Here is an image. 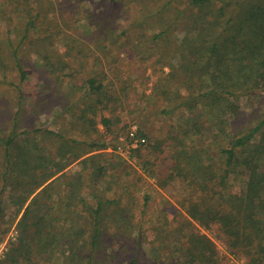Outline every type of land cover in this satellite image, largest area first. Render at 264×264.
Here are the masks:
<instances>
[{
	"label": "trees",
	"instance_id": "trees-1",
	"mask_svg": "<svg viewBox=\"0 0 264 264\" xmlns=\"http://www.w3.org/2000/svg\"><path fill=\"white\" fill-rule=\"evenodd\" d=\"M80 1L0 0V196L7 193L16 212L23 208L19 245L0 263L21 264L24 255L22 264H30L33 244L68 245L75 235L65 264H141L144 242L165 254L164 264H227L214 239L200 230L206 227L246 264H264V114L247 117L237 101L264 88V0H91L87 18L95 26L99 59L116 50L119 56L130 44L138 60L152 58L168 67L153 93L163 102L160 112L174 121L165 137L149 136L143 125L137 134L144 138L140 146L158 155L169 148L167 170L157 177L160 187L183 182L186 192L172 197L182 209L176 214L166 207L149 209L148 193L131 190L136 171L94 152L100 146L97 114L106 128L118 121V113H109L127 95L126 84L120 81L119 92L110 91L103 80L110 72L93 69L63 88L74 75L71 63L83 67L88 59L84 49L67 41L65 19L55 4L72 7ZM178 28L184 33L174 42ZM59 41L66 44L62 53ZM171 50L175 55L167 57ZM36 62L55 79L56 94L46 95L45 84L38 96L28 87ZM47 112L60 122V131L37 126L36 119ZM144 113L148 119L150 112ZM66 116L75 120L64 133ZM201 124L213 131L202 145L217 160L209 161L187 140L202 135ZM39 137L58 140L56 149H45ZM74 161L78 169L64 171ZM55 175L57 186L49 182ZM239 176L245 178L241 185L233 180ZM52 192L61 209L58 220L72 223L68 229L52 225L47 212ZM3 212L0 205V217ZM154 214L156 225L145 227L146 215ZM130 247L131 257L125 255Z\"/></svg>",
	"mask_w": 264,
	"mask_h": 264
},
{
	"label": "rangeland",
	"instance_id": "rangeland-1",
	"mask_svg": "<svg viewBox=\"0 0 264 264\" xmlns=\"http://www.w3.org/2000/svg\"><path fill=\"white\" fill-rule=\"evenodd\" d=\"M236 1V0H233ZM240 1V0H238ZM91 0H83L79 3L74 4L72 7H67L66 5H58L55 4L56 14H62L65 19V24L63 25L66 30V37L69 43H73L76 47L80 46L79 49H84L82 55L87 56L88 64L83 67H78L79 62H73L71 65L73 66V77H69L68 82L64 85V90L67 91L69 87V83H73L77 80V82H81L84 77H87L91 70L101 71L104 69L106 74L110 72L107 76H105L104 83L107 89L114 90L115 92H119V83L123 81L126 84V93L127 95L122 97V102L118 105V108L113 113H109L110 115L119 114L118 121L113 120L108 128L104 127L102 123H100V113L97 114V134H95V138L99 142L100 146L95 149L94 152H105L109 157H112L114 161H118V165L123 164L126 170H134L136 173L133 178L130 179L131 182V190L135 191L136 195H140L143 193H148V205L149 209H162L166 207L170 213H175L177 209L181 210L178 207V204L175 200L172 199L173 195L176 193H184L185 186L181 180L175 179L165 187H160L158 183L157 174L160 171H164V169L168 166L169 161H167L165 155L166 151L169 148L165 147V152L163 154L158 155L155 152L149 151L150 148H146L144 146H139L133 148L126 155L125 152L121 151L122 146H124V142L120 139L121 137H125L128 128L132 124L143 125L145 127V131L149 136L157 137H165L167 134V130L170 127V123H173V119H171V115L167 113H161L160 110L163 108V102L161 99L153 93V86L160 79V75H162V70L166 72L168 67L164 66L160 67L158 62H155L151 59L147 61H141V56H134L131 51L132 48L130 44L122 50V54L117 56V50L114 52L112 56L109 58H105L103 60L99 59L98 54L99 49L97 48L96 34H95V26L89 22L87 18L89 15L88 12L92 9ZM76 20V21H75ZM181 20V19H180ZM178 28L174 33V42L179 41L182 33ZM147 31V30H146ZM81 44H79L78 42ZM66 44L64 42L59 41L57 46L58 50L62 53L65 49ZM74 52H77L74 50ZM162 53V52H161ZM172 54L167 53V57L172 56L175 53L171 50ZM164 54V53H162ZM161 54V55H162ZM177 54V53H176ZM80 56V54L77 53ZM119 57V59H117ZM116 59V60H115ZM144 59V58H143ZM37 60V59H35ZM165 60V59H164ZM175 62L178 61V57L174 59ZM34 66V74L29 78L28 87L32 89L35 95L38 96L41 93L43 88V84L46 86V95L49 97L51 95L56 94L57 83L55 79L50 77V74L43 73L39 64L36 62ZM90 69V70H89ZM121 78V79H118ZM62 88V89H63ZM264 88L259 90L258 92L252 95H240L237 97V101L239 102L243 114L248 115L257 111L259 114H264ZM61 96V93L59 94ZM122 95V94H121ZM56 109V108H53ZM144 109L147 112H150V116L147 119V116L144 113ZM159 111V112H158ZM178 115V114H177ZM108 116V115H107ZM27 120H30L29 115L26 116ZM146 117V119H145ZM173 117V115H172ZM112 118V117H111ZM75 120L74 118H70L66 116L63 120L64 127H66V131L68 132L67 126H69V122ZM37 126H47L53 128L54 130H61L60 122L56 121L53 115L50 112L47 114H42L39 118L36 119ZM201 128L204 130L201 136H192L190 137L188 142L191 143L194 147H200L202 154H205V157L210 161H214L213 159H219L220 157L214 155L212 157L207 150L205 145H202V141L204 138L212 139L214 134L211 128H205L201 124ZM43 138H37L38 142H40L41 146L48 150L56 149L58 140L54 138H49L47 140H42ZM117 147V148H116ZM152 150V149H151ZM164 157V158H163ZM112 160V162H113ZM117 166V165H116ZM78 169L77 161L72 162L64 171H75ZM116 167L112 168L115 170ZM167 169H165L166 171ZM58 175V174H57ZM55 175L52 179L49 180L53 186H57L60 179H55L57 177ZM137 175L141 176V179H137ZM233 179V178H232ZM244 176H239L233 180L237 185H241L244 181ZM41 189L38 188L35 192H38ZM35 192L31 194L28 198L26 204L30 199L35 195ZM7 193L3 196H0L1 207L4 209V214L0 217V260L4 259L7 253L14 249L15 246L19 245V237L21 236V230L19 227V220L21 218V214L23 212V208L21 211L16 212V204H14L11 197H8ZM51 207L47 211L48 214H52L54 221H52V225L55 228L60 229V227L70 226L72 223L69 220H66L60 223L58 220V208L60 205L58 204L59 200L57 197V192H52V196L49 197ZM127 202L131 205V198H127ZM58 205V206H57ZM25 207V205L23 206ZM156 207V208H155ZM71 208V207H70ZM63 209L66 211V207L63 206ZM73 210V209H72ZM152 210V211H154ZM37 213H40L39 211ZM48 215V216H49ZM155 215L148 216L146 215L145 220L142 221L145 224V227L155 226ZM32 221L34 219L37 220V215L35 213H31ZM75 218V217H74ZM182 218V217H181ZM178 219V218H177ZM216 226V225H215ZM29 228V232H30ZM68 229V227H67ZM202 232L208 233V235L214 239L217 245V249L220 251L222 255H225L228 258L227 264H246L245 257L241 256L240 253L236 252L235 254L228 252V248L223 240H218L215 235L216 231L211 228L200 227ZM218 232V230H217ZM28 234V232H27ZM22 237V236H21ZM65 237V236H64ZM74 239H76L75 235L70 236L68 245L64 244H53L48 245L45 248H39L38 243L31 244L32 252L29 256L32 258L30 264H65L64 253L69 246L73 244ZM131 241V240H130ZM133 247H130V251H126L125 255L131 257L134 255ZM142 251L144 253H140L139 261L141 264H151L152 259L155 261H162L159 264H164L167 261V258L164 257L163 254H160L159 250H155L152 248L150 243L144 242L142 244ZM240 254V255H238ZM18 259V257H17ZM25 259L24 255H21L18 259L21 264ZM2 262V261H1ZM0 264H4L3 262Z\"/></svg>",
	"mask_w": 264,
	"mask_h": 264
},
{
	"label": "built area",
	"instance_id": "built-area-1",
	"mask_svg": "<svg viewBox=\"0 0 264 264\" xmlns=\"http://www.w3.org/2000/svg\"><path fill=\"white\" fill-rule=\"evenodd\" d=\"M137 130H138V125L132 124L128 128L125 137L120 138L122 142H124V146H122L121 151L125 152L126 155L129 153L131 149L140 146V144L144 142V138H142L137 134Z\"/></svg>",
	"mask_w": 264,
	"mask_h": 264
}]
</instances>
